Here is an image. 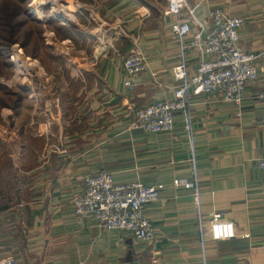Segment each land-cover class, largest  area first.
Returning <instances> with one entry per match:
<instances>
[{
    "label": "crops",
    "instance_id": "1",
    "mask_svg": "<svg viewBox=\"0 0 264 264\" xmlns=\"http://www.w3.org/2000/svg\"><path fill=\"white\" fill-rule=\"evenodd\" d=\"M73 2L82 10L69 26L59 23L66 35L48 34L55 41L46 50L52 64L47 54L40 59L49 72L46 82L65 91L45 98L52 115L39 114L44 131L25 136L18 158L6 160V178L1 174L0 264H203L193 195L174 185L191 174L181 115L169 133L128 128L136 108L174 98L180 53L172 26L178 16L169 11V0ZM188 6L195 7L194 18L187 9L182 14L193 31L199 24L210 28L213 9L244 17L240 44L259 55V76L248 84L241 107L217 92L196 95L193 102L203 212L223 213L237 232L230 240H209L210 264H264V169L258 165L264 104L254 98L264 90V0H188ZM132 52L147 67L130 88L124 59ZM198 64V52L189 51L191 74ZM24 120L31 122V109ZM102 168L116 183L165 185L160 200L146 207L156 228L153 242L102 228L94 217L78 222L73 202L83 177Z\"/></svg>",
    "mask_w": 264,
    "mask_h": 264
},
{
    "label": "built area",
    "instance_id": "2",
    "mask_svg": "<svg viewBox=\"0 0 264 264\" xmlns=\"http://www.w3.org/2000/svg\"><path fill=\"white\" fill-rule=\"evenodd\" d=\"M184 9L194 18L195 7H189L188 0H169V11L178 16L172 30L180 53V61L173 68V76L178 82L174 98L136 108L130 128L146 133H169L174 130L176 116L181 115L187 132L191 174L188 179L176 180L174 185L188 189L193 195L202 262L210 264L209 240H230L237 236V232L235 223L225 218L223 213L213 212L206 217L203 212L204 189L195 145L193 98L217 92L223 100L241 107L248 84L259 76L255 65L259 55L244 50L240 44V31L246 24L244 17L213 9L210 11V28L199 24L198 30L193 31L190 21L183 19ZM193 50L199 54V64L196 72L191 74L189 51ZM146 67L145 58L139 52L127 55L124 59L128 75L126 85L135 87L133 77ZM254 98L264 104V90ZM258 165L264 169V157L258 159ZM164 191L163 184L147 185L140 180L116 183L112 173L102 168L84 177L83 191L74 198V215L79 223L94 217L102 228L128 232L138 240L153 242L156 228L146 216V207L160 200ZM2 264H14V261L9 259Z\"/></svg>",
    "mask_w": 264,
    "mask_h": 264
},
{
    "label": "rangeland",
    "instance_id": "3",
    "mask_svg": "<svg viewBox=\"0 0 264 264\" xmlns=\"http://www.w3.org/2000/svg\"><path fill=\"white\" fill-rule=\"evenodd\" d=\"M77 4L73 0H0V162L3 165L0 167V183L2 176L6 178L8 174L3 171H9L6 160L18 158L23 138L44 131L37 118L42 112L52 115L44 103L45 98L58 97L65 91L46 82L49 72L46 76L40 59H45L47 54L48 64H52L46 50H50L55 41L49 42L48 34L55 31L60 37L66 35V30L59 25H70L76 11L82 10ZM82 15L87 12L84 10ZM64 59L70 62L69 50ZM66 75L70 77L69 73ZM39 104L44 105L45 111L39 110ZM50 106L57 107L58 104ZM30 109L32 120L24 124ZM134 118L135 113L128 128ZM4 188L5 180L0 186V189Z\"/></svg>",
    "mask_w": 264,
    "mask_h": 264
},
{
    "label": "bare ground",
    "instance_id": "4",
    "mask_svg": "<svg viewBox=\"0 0 264 264\" xmlns=\"http://www.w3.org/2000/svg\"><path fill=\"white\" fill-rule=\"evenodd\" d=\"M54 2V1H53ZM40 13V12H39ZM19 56L18 57H20L21 55L20 54H18ZM23 62H25V61H23Z\"/></svg>",
    "mask_w": 264,
    "mask_h": 264
}]
</instances>
